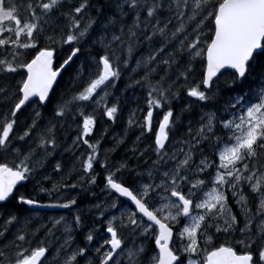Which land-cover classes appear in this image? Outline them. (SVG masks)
<instances>
[{"label":"snow or ice","instance_id":"1","mask_svg":"<svg viewBox=\"0 0 264 264\" xmlns=\"http://www.w3.org/2000/svg\"><path fill=\"white\" fill-rule=\"evenodd\" d=\"M45 261L264 264V0H0V264Z\"/></svg>","mask_w":264,"mask_h":264},{"label":"trees","instance_id":"2","mask_svg":"<svg viewBox=\"0 0 264 264\" xmlns=\"http://www.w3.org/2000/svg\"><path fill=\"white\" fill-rule=\"evenodd\" d=\"M73 67H75V66H73ZM71 72H72V69H69L68 72L64 73L63 78L62 79L60 78V84L57 86V94H59L61 89H64V88L67 87V83L66 82L68 80L69 73H71ZM125 82L126 81L118 82V87L115 89L116 95L121 98V104H122V107H123L122 115H121L120 119L117 120V122H116L117 124H115V125H119L120 124V127H119V132L120 133L123 132L124 126L127 123V117L129 115L130 108H134L136 106V102L134 100V97H141V100H139V103L141 105L143 104V100H142L143 92L140 89H136L135 93H133L131 90H129L128 92H122L121 91V89H123L124 86H125ZM53 100L55 101V97L53 98ZM49 107H51V105ZM43 110H44L43 112H44L45 115L49 114V109H43ZM99 123L102 124L101 122H99ZM116 128H118V127H116ZM72 130H74V129L67 130L65 134L67 135ZM133 131L137 132L136 129H133ZM117 160H118V157H117ZM130 162L131 163H136L137 161H136L135 157H132ZM124 175H125L126 179L131 180V175L129 173L126 172ZM28 190L30 191L31 188H29Z\"/></svg>","mask_w":264,"mask_h":264},{"label":"rangeland","instance_id":"3","mask_svg":"<svg viewBox=\"0 0 264 264\" xmlns=\"http://www.w3.org/2000/svg\"><path fill=\"white\" fill-rule=\"evenodd\" d=\"M101 122L106 126L105 128H102V129H107V131H104V136H105V139L107 140V141H109V143H111L112 144V135L113 134H120V132L118 133V129L117 130H115V128L113 127V126H111L113 123L112 122H109V121H107L104 117L101 119ZM100 132H102V131H99V134H100ZM131 133H129L128 134V140H133V139H131L130 137H132L133 138V135L135 134V133H137L136 131L135 132H133V130H131L130 131ZM122 133V132H121ZM134 133V134H133ZM75 135V134H74ZM132 135V136H131ZM130 138V139H129ZM103 143H105V140H103ZM111 144H104V149L106 150V149H108V148H110L111 147ZM141 147H143V145H141ZM120 152L118 151V149H117V151L116 152H114V153H112L111 155L112 156H114V157H118V159L120 160L121 159V157H124L125 156V154H126V150H125V148H124V146L122 145L121 147H120ZM118 152V154H116ZM129 155V154H128ZM116 157V158H117ZM155 157H153V159H154ZM118 161V160H117ZM97 196L99 197V199H101V200H103V199H105V195H104V193L101 191V192H99L98 194H97ZM87 201V202H86ZM84 202H86V203H84ZM84 207L86 208L87 207V205L89 204V200H87V199H85L84 200ZM96 201L95 200H92L91 201V203H95ZM67 213H65L64 212V210H62V209H60L59 211H57L55 214H54V216H58V215H66ZM39 216H41V217H44L45 218V215H43L41 212L39 213ZM45 264H49V262L48 261H46V263Z\"/></svg>","mask_w":264,"mask_h":264},{"label":"bare ground","instance_id":"4","mask_svg":"<svg viewBox=\"0 0 264 264\" xmlns=\"http://www.w3.org/2000/svg\"><path fill=\"white\" fill-rule=\"evenodd\" d=\"M141 100V99H140ZM106 126L102 123V125H101V128H100V131H102V132H104L105 130L104 129H102V128H105ZM115 130H117V129H115ZM133 132H135V131H133ZM129 133H131V132H129ZM134 134V133H133ZM136 134V133H135ZM132 136V135H131ZM131 139H132V137H130ZM129 138V139H130ZM110 141V140H109ZM109 141H107V142H109ZM130 141V140H129ZM107 142H105L104 144H106ZM111 144V143H110ZM107 145V144H106ZM121 150V149H120ZM120 150H119V152H120ZM116 154H118V152L116 153ZM129 156H130V153H129Z\"/></svg>","mask_w":264,"mask_h":264},{"label":"flooded vegetation","instance_id":"5","mask_svg":"<svg viewBox=\"0 0 264 264\" xmlns=\"http://www.w3.org/2000/svg\"><path fill=\"white\" fill-rule=\"evenodd\" d=\"M136 134H137V133H136ZM136 134L133 135V138L135 137ZM133 138H132V139H133ZM106 144H110V143L107 142ZM119 150H120V148H118V151H119ZM152 158H153V157H152ZM92 191L95 192V193H97V192L99 191V189H97V188H92ZM45 263H46V261H45Z\"/></svg>","mask_w":264,"mask_h":264}]
</instances>
